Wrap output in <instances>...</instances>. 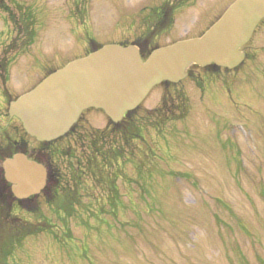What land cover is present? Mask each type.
<instances>
[{
	"label": "rangeland",
	"instance_id": "374dc122",
	"mask_svg": "<svg viewBox=\"0 0 264 264\" xmlns=\"http://www.w3.org/2000/svg\"><path fill=\"white\" fill-rule=\"evenodd\" d=\"M234 1L0 0V79H43L93 45L194 38ZM256 32L233 71L193 68V78L152 89L123 136L102 113L83 114V137L105 135L96 156L110 160L94 157L80 172L82 146L52 151L62 190L39 197L33 213L0 215L2 264H264V29Z\"/></svg>",
	"mask_w": 264,
	"mask_h": 264
},
{
	"label": "water",
	"instance_id": "95a60500",
	"mask_svg": "<svg viewBox=\"0 0 264 264\" xmlns=\"http://www.w3.org/2000/svg\"><path fill=\"white\" fill-rule=\"evenodd\" d=\"M263 19L264 0H235L200 37L157 48L145 60L134 45L102 46L46 76L9 105V114L38 142L65 135L87 109L100 110L117 123L154 87L182 81L191 66L235 69ZM4 170L19 199L38 193L47 174L23 156L5 163Z\"/></svg>",
	"mask_w": 264,
	"mask_h": 264
},
{
	"label": "flooded vegetation",
	"instance_id": "af4514ba",
	"mask_svg": "<svg viewBox=\"0 0 264 264\" xmlns=\"http://www.w3.org/2000/svg\"><path fill=\"white\" fill-rule=\"evenodd\" d=\"M166 12L167 11L165 10L163 14L161 13L162 18L157 24V28H159L160 26L163 27L166 24ZM261 28L264 29V20L260 22L255 32ZM139 46L146 48V50L152 49V46H150L149 44L147 45L146 43ZM194 69L204 70L205 68ZM186 78H193V75L189 72ZM12 80L13 79H0V215H2V218L8 217L9 215L11 217V213L16 210L33 213L36 211V200L39 197L50 200L54 199V197L59 194V191L62 190V175L58 172V169L54 167L55 163L53 164L51 158L53 155L52 151H55L56 154L64 142L68 145L74 144L75 146H82L84 152L88 154L87 156H81V158H83L85 162H81V166L79 164V166L77 167L78 171H80L82 167L85 171V164H88L89 161H91L94 157H97L96 154L100 152V148L104 150L106 146L105 135L101 133L96 132L93 135H89V137H83L84 135H82L81 133L82 128L79 127L82 121V115L87 111L83 112L80 115L78 121L72 127V129L60 139L49 143H40L30 138L23 131L18 120L9 115V104L16 100L18 97L33 89L42 79H25V82L24 79H19L21 82L15 85H12ZM89 111L90 110H88V112ZM107 121L108 123L106 128L110 129V132H112L114 135L116 133H119L120 136H123L124 131H127V129H125L124 127L125 123L120 122L118 124H112L109 122V120ZM133 137L137 138L136 135H134ZM111 143L112 141L109 145H111ZM85 149H89L90 151ZM16 156H23L28 161H32L44 167L47 171L44 186L37 194L30 195L22 199H18L14 195L12 190L13 186L6 180L4 165L8 161L13 160ZM97 158H100V160L102 159L104 161L110 160V157H108L107 153L105 155L102 154Z\"/></svg>",
	"mask_w": 264,
	"mask_h": 264
},
{
	"label": "trees",
	"instance_id": "16d2710c",
	"mask_svg": "<svg viewBox=\"0 0 264 264\" xmlns=\"http://www.w3.org/2000/svg\"><path fill=\"white\" fill-rule=\"evenodd\" d=\"M121 46H126L125 44H121ZM92 47V46H91ZM96 48H99L98 46H94V47H92V49H91V51H89V53L90 52H92L94 49H96ZM142 49H141V55H142V57L143 58H146V56L150 53V51H152L153 49H151V50H146V48H143V47H141ZM156 48V47H155ZM90 50V49H89ZM211 68H214V67H209V69H211ZM131 115L132 114H130V115H128V116H125V118H124V120H123V123H125L128 127L129 126H131L132 125V123H133V121L131 122ZM128 136H130V137H133L134 135L133 134H129L128 133ZM135 138V137H134ZM4 254L3 253H1V255H0V258L2 259V260H0V264H2L3 263V261H4Z\"/></svg>",
	"mask_w": 264,
	"mask_h": 264
}]
</instances>
